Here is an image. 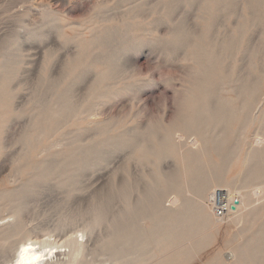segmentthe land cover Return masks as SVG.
I'll return each instance as SVG.
<instances>
[{
	"label": "rangeland",
	"instance_id": "obj_1",
	"mask_svg": "<svg viewBox=\"0 0 264 264\" xmlns=\"http://www.w3.org/2000/svg\"><path fill=\"white\" fill-rule=\"evenodd\" d=\"M69 237L85 264H264V0H0V264Z\"/></svg>",
	"mask_w": 264,
	"mask_h": 264
},
{
	"label": "bare ground",
	"instance_id": "obj_2",
	"mask_svg": "<svg viewBox=\"0 0 264 264\" xmlns=\"http://www.w3.org/2000/svg\"><path fill=\"white\" fill-rule=\"evenodd\" d=\"M195 140H197V139H194L193 141H195ZM194 144H195V142H194ZM206 187H207V185H205V188H204L203 194H202V199H203L202 205H204V201L206 199V192H207ZM260 192H262V191L260 190ZM210 197H211L210 200H212V198H213V200H212L214 203L213 209L216 206H224L222 204V202H225L228 205V207H226V210H224L225 209L224 207H220L221 209L224 210L223 214L220 216L218 214H216V212L214 211L215 216H217L218 218H223V217L227 216V214L231 213L230 211H231V206L233 205V203H234L233 206H235V208H232L233 209L232 213H234L236 217L241 216L240 212L244 206V200H245L244 196H241L237 193L233 195L232 192L225 194L224 190L217 189L215 192L214 191L212 192ZM178 201H180L179 198L177 196H174L171 199V205L170 206L173 207L175 204H177ZM171 207H168L167 209L168 210L173 209ZM157 227H159V225ZM155 231L157 232V230H155ZM90 233L91 232L88 228L84 231L83 236H85V235L90 236L89 235ZM187 235H190V234L187 233ZM129 238H130V236L128 237V239ZM50 239L51 238L45 239L42 241H38V240L33 241L32 239L27 238V239L23 240L21 242V244L19 245V247L17 248L16 253L13 255V258L10 261V264H57V263L60 264V262H63V260H64V258L61 259L62 255L70 256V259H68V260L65 259V261L61 264H85L86 263V261H85V259H83V257L85 255V252L88 250L89 241H90L89 239H87L85 242H83V241L80 242V240L75 238V237L74 238L69 237V239H67L68 244L65 245V246L70 247L68 249V251H67V248L66 249H59L60 247H62L64 245H61V246L56 245ZM178 244L176 246H178ZM199 245H197V247ZM176 246H173V247H176ZM163 254H164V252H163ZM127 256H128L127 253L120 255V257H127ZM227 257L229 259L234 260L236 258V255L233 252H229ZM152 260H154V259L152 258Z\"/></svg>",
	"mask_w": 264,
	"mask_h": 264
},
{
	"label": "built area",
	"instance_id": "obj_3",
	"mask_svg": "<svg viewBox=\"0 0 264 264\" xmlns=\"http://www.w3.org/2000/svg\"><path fill=\"white\" fill-rule=\"evenodd\" d=\"M222 204H223L224 206H216V207H214V209H215L214 211H215L216 214H218L219 216L222 215V214H223V211L226 210V207H228V205H227L225 202H222ZM233 205H234V204H233ZM233 205H232V206H233ZM232 206H231V208H233ZM220 207H224L225 209L223 210V209H221Z\"/></svg>",
	"mask_w": 264,
	"mask_h": 264
},
{
	"label": "water",
	"instance_id": "obj_4",
	"mask_svg": "<svg viewBox=\"0 0 264 264\" xmlns=\"http://www.w3.org/2000/svg\"><path fill=\"white\" fill-rule=\"evenodd\" d=\"M233 208H235V206H232Z\"/></svg>",
	"mask_w": 264,
	"mask_h": 264
}]
</instances>
